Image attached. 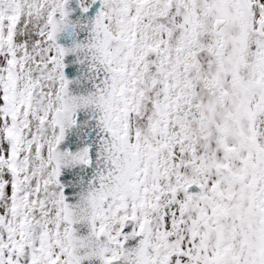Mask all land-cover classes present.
<instances>
[{"label":"snow or ice","instance_id":"obj_1","mask_svg":"<svg viewBox=\"0 0 264 264\" xmlns=\"http://www.w3.org/2000/svg\"><path fill=\"white\" fill-rule=\"evenodd\" d=\"M0 264H264V0H0Z\"/></svg>","mask_w":264,"mask_h":264}]
</instances>
